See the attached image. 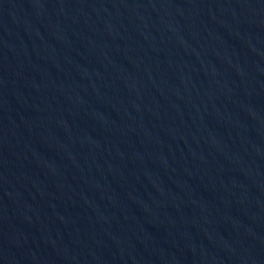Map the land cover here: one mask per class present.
Instances as JSON below:
<instances>
[{
	"label": "water",
	"instance_id": "1",
	"mask_svg": "<svg viewBox=\"0 0 264 264\" xmlns=\"http://www.w3.org/2000/svg\"><path fill=\"white\" fill-rule=\"evenodd\" d=\"M0 264H264V0H0Z\"/></svg>",
	"mask_w": 264,
	"mask_h": 264
}]
</instances>
